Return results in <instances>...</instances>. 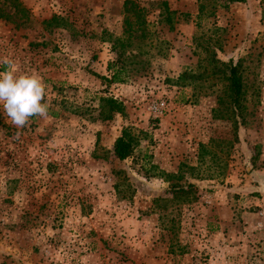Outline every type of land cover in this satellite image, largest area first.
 Masks as SVG:
<instances>
[{
    "label": "rangeland",
    "instance_id": "obj_1",
    "mask_svg": "<svg viewBox=\"0 0 264 264\" xmlns=\"http://www.w3.org/2000/svg\"><path fill=\"white\" fill-rule=\"evenodd\" d=\"M125 1L0 0V71L39 72L49 104L23 128L0 107V264H264V0H134L130 41ZM231 61L241 117L215 73Z\"/></svg>",
    "mask_w": 264,
    "mask_h": 264
},
{
    "label": "trees",
    "instance_id": "obj_2",
    "mask_svg": "<svg viewBox=\"0 0 264 264\" xmlns=\"http://www.w3.org/2000/svg\"><path fill=\"white\" fill-rule=\"evenodd\" d=\"M231 2H245V0H231ZM164 7L168 8V4L165 2L162 4ZM125 9V32L124 35H128V41H130L134 37V33L136 32L135 26L139 25L140 29L142 30V37H145L147 28L146 20L144 19L143 10L140 5L134 0H126L124 3ZM169 10V9H168ZM131 14H134L135 18L142 19L141 22H137L134 24L131 19ZM167 22L172 26L173 21L169 16ZM139 29V30H140ZM118 43H122L124 46L125 41L123 39H118ZM123 57V55H122ZM120 56V58H122ZM119 59L116 63L110 64V70L113 71L112 82H121L122 75L126 70V62L122 61V67L117 68ZM215 73L222 76L223 80L226 82L227 91L229 92V97L231 99V107L235 116H243L245 111V83L242 74V66L240 63L235 64L233 61L229 63L220 62V67L215 68ZM106 106L110 109L109 116L106 119H112L114 113H122L123 106L121 103L117 102L113 98L105 99ZM136 149V140L135 138L127 131H124L122 135L117 139L114 145V155L120 161H125L128 158L132 157ZM172 191L175 195V198L183 199L184 203H192L197 199L198 188L194 184H189L186 188L185 187H173Z\"/></svg>",
    "mask_w": 264,
    "mask_h": 264
},
{
    "label": "clouds",
    "instance_id": "obj_3",
    "mask_svg": "<svg viewBox=\"0 0 264 264\" xmlns=\"http://www.w3.org/2000/svg\"><path fill=\"white\" fill-rule=\"evenodd\" d=\"M5 70L0 71V107L17 128L27 125L30 118L48 116L46 84L37 71L18 74L14 61L5 58Z\"/></svg>",
    "mask_w": 264,
    "mask_h": 264
},
{
    "label": "built area",
    "instance_id": "obj_4",
    "mask_svg": "<svg viewBox=\"0 0 264 264\" xmlns=\"http://www.w3.org/2000/svg\"><path fill=\"white\" fill-rule=\"evenodd\" d=\"M166 108L165 102L153 103L150 106V110L157 116L161 115Z\"/></svg>",
    "mask_w": 264,
    "mask_h": 264
},
{
    "label": "water",
    "instance_id": "obj_5",
    "mask_svg": "<svg viewBox=\"0 0 264 264\" xmlns=\"http://www.w3.org/2000/svg\"><path fill=\"white\" fill-rule=\"evenodd\" d=\"M257 181L259 182V185H260V191L262 192V193H264V178H257Z\"/></svg>",
    "mask_w": 264,
    "mask_h": 264
}]
</instances>
